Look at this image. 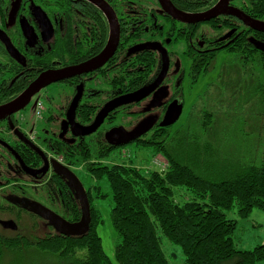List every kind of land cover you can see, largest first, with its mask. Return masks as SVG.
Here are the masks:
<instances>
[{"label":"flooded vegetation","instance_id":"1","mask_svg":"<svg viewBox=\"0 0 264 264\" xmlns=\"http://www.w3.org/2000/svg\"><path fill=\"white\" fill-rule=\"evenodd\" d=\"M16 1L3 0L4 9L0 11L3 12L0 15V30L24 58L23 65L11 59L0 43L3 48L0 50V61L11 67L15 65L16 75L12 84L21 77L24 80L35 78V81L44 72L81 65L99 57L112 44L113 26L102 4L90 0H21L12 23ZM99 1L114 13L118 29L116 49L106 63L92 72L52 84L61 87L62 93L60 97L47 98L46 104L42 101L44 109L39 119L34 115L33 120H26L20 112L0 122V153H4V157L0 158V233L4 238L19 230L20 234L14 239L29 244L53 238L59 233L50 219L52 214L74 223L70 220L73 211L70 201H77L75 193L67 180L55 170L56 167L60 171L62 165L75 174L76 166L67 160L65 151L109 152L129 145L138 147L141 141L152 138H155L152 142L157 143L165 142L168 138L171 140L176 132L173 129L176 124L161 127V123L171 104L177 101L183 105L186 82L192 87L201 75L215 68L222 51L228 53V47H239L243 41L247 40L248 46H251L248 47V54L256 58L259 57L258 52L264 55L258 49V46L264 47V36H247L249 30L242 25L239 27L237 20L233 32L239 30L238 36L229 41L226 40L227 36L222 39V16L227 14L208 22L185 24L164 12L160 0H136L131 3ZM222 1L218 0L211 9L222 4ZM234 1L230 2V6L236 8ZM38 9L50 21L53 37L45 36L42 32L37 20ZM21 21H26L36 34V41L32 45L22 32ZM164 25L167 32L163 31ZM58 43L60 53L56 58H48ZM149 43L161 45L169 58L167 73L158 84L164 65L161 53L157 50L134 51V48ZM179 44L183 45L181 49L177 48ZM263 55L261 58L264 59ZM211 61L214 63L209 67ZM144 90L148 92L142 99L130 100L109 113L90 136H81L69 122L71 106L79 93L81 97L74 123L89 127L108 103ZM201 97L209 101L208 97ZM152 101H162V106L150 108ZM151 118L155 120L154 125L137 140L119 146L106 140V134L114 129L123 128L130 133ZM22 163L29 172L23 169ZM77 168L86 171L84 166ZM84 188L88 195L89 189ZM5 222H12L16 230L5 228Z\"/></svg>","mask_w":264,"mask_h":264},{"label":"trees","instance_id":"2","mask_svg":"<svg viewBox=\"0 0 264 264\" xmlns=\"http://www.w3.org/2000/svg\"><path fill=\"white\" fill-rule=\"evenodd\" d=\"M113 1L131 3L136 0ZM171 1L182 12L198 14L211 10L218 0ZM234 2L236 9L252 19L264 22V0ZM2 5L3 0H0V11L4 9ZM1 14L3 15V12H0ZM236 20L239 27L243 26L249 30L246 32L247 36L254 34L264 36V33L253 31L238 16L227 14L222 16V39L227 36L226 40L229 41L238 36L239 30L233 32ZM166 30L164 25L163 31L167 32ZM248 47L251 46H248L246 40L240 43L239 47L231 46L227 50L230 57L237 59L241 57L243 61L245 60V65L258 66L257 70H260L258 77L262 75L264 80V59L261 58L263 54L258 52L259 57L256 58L247 53ZM0 50L3 48L0 47ZM59 53L58 43L48 58H56ZM213 63L211 61L209 67H212ZM13 67L0 61V107L18 98L35 79L24 80V77H21L12 84L16 75ZM255 89H258L259 98L262 96L264 98V81H258ZM233 91L234 89H231L229 93L227 88L231 95L228 101L233 97L244 101V95L239 89L235 90L236 95H233ZM213 118L214 115L210 111L205 109L201 111L200 119L205 120L204 128L213 121ZM175 133L179 136L180 132L177 130ZM191 133L192 130L189 129L185 134ZM185 134L179 137L176 143L184 141L195 147L192 156L186 162L181 160V154L175 151V145H170L168 139L157 143L152 142L155 140L152 138L153 140L138 143L139 147L151 151V156L161 155L167 159L169 166L165 171H146L131 165L106 164L105 161L111 158L115 151L96 153L65 151L72 166L76 168L84 166L95 181L105 180L109 185L113 203L111 221L119 238L115 247L114 262L107 257L97 231L102 219L94 202L106 198L100 187H91L88 192L91 225L86 235L65 237L56 234L42 243L29 244L27 241L14 239L21 230L10 233L8 238H4L0 233V260L6 253L21 256L25 253L23 258L29 259L30 253L27 254V251L34 250L54 258V264H172L163 245V239H166L180 249L184 264L264 262V245L252 250L237 248L234 240L237 221L228 217V213L231 212L242 219H247L254 211L264 213V158L258 166L232 171L223 177L222 173L218 176L203 174L198 166L200 152L196 147L200 143H194L190 140V135ZM3 154L0 153V158L4 157ZM180 191L188 194L190 198L179 202L177 193ZM70 203L73 206L70 220L78 222L81 219L80 207L77 201ZM37 260L38 257L34 256L28 264Z\"/></svg>","mask_w":264,"mask_h":264},{"label":"rangeland","instance_id":"3","mask_svg":"<svg viewBox=\"0 0 264 264\" xmlns=\"http://www.w3.org/2000/svg\"><path fill=\"white\" fill-rule=\"evenodd\" d=\"M183 45H177L181 49ZM180 51V50H179ZM245 60L232 58L222 51L215 63V68L205 75H201L192 87L187 82L184 85L185 96L183 100V113L173 129L179 130V136L175 133L168 138L170 145H175L176 152L181 154V160L186 162L192 156L194 146L187 142L176 141L189 129L192 130L190 140L200 152L198 159L200 171L203 174L222 177L229 172L239 171L249 166H258L264 158V98H259L256 83L264 81L262 75L258 77V66L245 65ZM184 66L188 65L183 61ZM257 65V64H256ZM221 76V78H219ZM231 89H239L244 95V101L234 98L230 101ZM231 88V89H230ZM62 88L52 85L44 91L36 94L22 116L26 120H33L35 104L38 100L48 102L47 98L60 97ZM212 93V94H211ZM202 96V97H201ZM208 97L209 101L200 99ZM222 98V100H221ZM200 99V100H198ZM211 100V101H210ZM55 103L59 101H54ZM208 110L213 113V121L204 128L205 120L200 119L201 111ZM200 112V113H199ZM189 140V141H190ZM198 154V153H197ZM148 149L129 145L114 152L111 158L105 161L108 165H131L146 171H162L155 161L169 166L167 159L161 155L151 156ZM75 174L82 184L90 189L100 187L106 198L94 202V206L101 213L102 223L98 227V234L102 240L103 249L107 257L114 262L115 247L119 238L111 221V192L107 181H95L86 171L76 168ZM179 202L188 200L190 197L183 191L177 193ZM230 219L237 221V229L234 240L239 250H252L257 246L264 245V213L254 211L247 219L239 218L234 212L228 213ZM165 252L172 264H184V257L177 246H173L168 240L163 239ZM29 259H24L16 253L2 255L0 264H28L38 257L32 264H54L55 259L48 254L31 252ZM260 264H264L261 262Z\"/></svg>","mask_w":264,"mask_h":264},{"label":"water","instance_id":"4","mask_svg":"<svg viewBox=\"0 0 264 264\" xmlns=\"http://www.w3.org/2000/svg\"><path fill=\"white\" fill-rule=\"evenodd\" d=\"M90 1L96 4L97 3L102 4V8L110 15L113 26L112 27L113 34H112V44L109 47V49L106 50L104 53H102L99 57L90 60L86 63H83L81 65L68 67L57 71H47L41 74L18 98L0 107V122L13 116L14 114L20 113L23 110H25L30 105L33 97L36 94L40 93L43 89L65 78L73 77L83 73L92 72L95 69L99 68L100 66H103V64H105L108 58L113 54L118 42V29H117L114 13L110 10V8L104 6L105 4H103L101 1L99 0H90ZM231 1L233 0H223L222 4L220 3L215 8L205 13L192 14V15L185 14L182 11L178 10L171 3L170 0H160V3L164 12H166L173 19L181 23L199 24L217 18L221 14L222 15L233 14L238 16L242 21H244L246 25H248L252 30L260 33H264V22L252 19L246 14H244L242 11L231 7L230 6ZM20 3L21 0H17L15 5L13 6V11L11 16L12 23L15 21ZM36 12L38 17L37 20L40 24L42 32L45 33V36L53 37L52 25L48 20V18L42 13L40 9H38ZM20 25L24 36L29 40V43H31L32 45L36 41V34L34 30L30 27V25L26 21H21ZM0 43L4 45L6 52L11 59L17 61L21 65L24 64V58L20 55L19 51L14 47V45L7 37V35L1 30H0ZM258 49L264 52L263 46H258ZM143 50L144 51L157 50L158 52L161 53L163 57L164 65L160 77L156 83L158 84L164 79V76L166 75L168 70L169 58L167 51L161 45L152 44V43L140 45L134 48V51H143ZM147 92H148L147 90L138 91L134 94L119 98L115 101L108 103L104 107L102 112L98 115L95 122L89 127H82L74 123L75 112L81 97V94L79 93L71 106L68 117L69 122L70 124L73 125V129L77 130L81 134V136L83 137L90 136L98 130V128L102 125L105 117H107L109 113L113 112L123 104H126L127 102H131L130 100L142 99ZM160 106H162V101H152L150 108H157ZM182 112H183L182 104H179L177 101L171 104L170 107L168 108L164 121L161 123V127H170L176 124L180 120L182 116ZM154 123L155 120L153 118H151V120H146L145 122L140 124V126H138L133 132L130 133L126 132L123 128L114 129L106 134V140L114 146L126 145L134 140H137L143 134L148 132L152 128ZM4 145L9 148L8 145L6 144ZM22 167L24 170L27 169L23 163H22ZM45 170L46 169H44V171ZM55 170L57 172H60V176L64 180H67L69 185L72 187L80 207L81 219L78 222L70 223L64 220L63 218L61 217L59 218L53 214L52 217H50V219L54 222L56 226V231L60 235L65 237H82L89 232L91 225V207L86 190L82 185V183L80 182V180L78 179V177L69 168L60 165V171L56 167ZM26 172H29L28 169L26 170ZM3 225L5 228L16 230V227L14 224H12V222H5L3 223Z\"/></svg>","mask_w":264,"mask_h":264},{"label":"built area","instance_id":"5","mask_svg":"<svg viewBox=\"0 0 264 264\" xmlns=\"http://www.w3.org/2000/svg\"><path fill=\"white\" fill-rule=\"evenodd\" d=\"M43 109H44V104L42 101H37L36 104H35V116L39 119L42 115V112H43ZM155 165H157V167H162L163 170L162 171H165L167 168L165 167L166 165L163 164L162 162L159 163L157 162V160L155 161ZM168 167V166H167Z\"/></svg>","mask_w":264,"mask_h":264}]
</instances>
